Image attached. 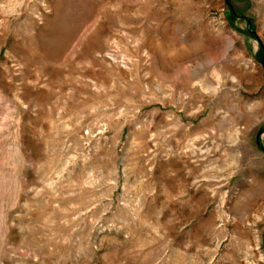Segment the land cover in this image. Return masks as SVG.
Listing matches in <instances>:
<instances>
[{
	"label": "rangeland",
	"instance_id": "obj_1",
	"mask_svg": "<svg viewBox=\"0 0 264 264\" xmlns=\"http://www.w3.org/2000/svg\"><path fill=\"white\" fill-rule=\"evenodd\" d=\"M0 264H264V0H0Z\"/></svg>",
	"mask_w": 264,
	"mask_h": 264
}]
</instances>
